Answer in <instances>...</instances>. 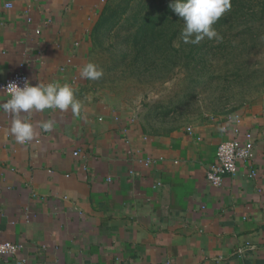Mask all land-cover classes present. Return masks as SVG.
<instances>
[{
  "label": "crops",
  "instance_id": "obj_1",
  "mask_svg": "<svg viewBox=\"0 0 264 264\" xmlns=\"http://www.w3.org/2000/svg\"><path fill=\"white\" fill-rule=\"evenodd\" d=\"M106 2L0 0V82L68 84L81 103L78 115L25 114V145L0 110V243L21 246L0 264H264V93L234 114L148 130L80 75ZM234 116L254 158L215 187L206 172L236 137Z\"/></svg>",
  "mask_w": 264,
  "mask_h": 264
},
{
  "label": "rangeland",
  "instance_id": "obj_2",
  "mask_svg": "<svg viewBox=\"0 0 264 264\" xmlns=\"http://www.w3.org/2000/svg\"><path fill=\"white\" fill-rule=\"evenodd\" d=\"M235 1L224 15H241L237 6L232 7L242 4L241 0ZM244 4L245 15H252L257 0ZM246 19L241 18V24L237 21L234 28H228L229 24L217 29L214 26L221 39L205 38L197 44L198 50L201 43L211 48L205 59L202 58L203 64L196 65L200 62L199 51L196 62L159 76L155 71L140 74L131 67L112 68L114 40L107 41L104 47L92 44L89 63L102 69L103 75L90 82L118 107L136 113L152 132L167 133L216 115L234 114L264 93L261 91L264 88L263 38L259 36L258 40L251 41L240 34L245 32L242 23ZM226 39L229 41L226 49L218 47ZM178 43L182 50L191 45L182 40Z\"/></svg>",
  "mask_w": 264,
  "mask_h": 264
},
{
  "label": "trees",
  "instance_id": "obj_3",
  "mask_svg": "<svg viewBox=\"0 0 264 264\" xmlns=\"http://www.w3.org/2000/svg\"><path fill=\"white\" fill-rule=\"evenodd\" d=\"M117 1L107 0L91 32V42L98 47H104L107 41L114 40L116 51L112 57V68L131 67L140 74H153L155 71L159 76L177 67H188L197 61L195 57L199 51L200 62L196 65L205 62L206 52L211 51L206 44L201 43L199 50L197 45L191 44L187 51L176 46L184 24L169 7L173 0ZM249 1L252 0H241L239 6L233 4L232 7L237 6L241 15H223L213 27L217 29L229 24L228 28H234L237 21L240 23L241 18L247 17L242 23L246 33L240 34L251 41L261 36L264 45V0H257L252 15H245L244 3ZM228 44L226 39L218 47L226 49ZM205 46L206 50L203 49ZM261 91L264 92V88Z\"/></svg>",
  "mask_w": 264,
  "mask_h": 264
},
{
  "label": "clouds",
  "instance_id": "obj_4",
  "mask_svg": "<svg viewBox=\"0 0 264 264\" xmlns=\"http://www.w3.org/2000/svg\"><path fill=\"white\" fill-rule=\"evenodd\" d=\"M169 7L183 21L180 40L185 44L197 45L205 38L209 41L221 39L213 25L230 11L231 0H173ZM176 46L179 47V43ZM80 75L83 79L97 80L103 75V71L95 64L88 63L82 68ZM5 89L10 98L0 104V110L13 117L9 134L20 145L30 143L35 135L32 124L23 119L25 114L43 112L46 109H70L73 114L78 115L81 110V103L68 84L54 82L31 86L25 80L22 88L11 82ZM42 128L44 131H51L53 122H44Z\"/></svg>",
  "mask_w": 264,
  "mask_h": 264
},
{
  "label": "built area",
  "instance_id": "obj_5",
  "mask_svg": "<svg viewBox=\"0 0 264 264\" xmlns=\"http://www.w3.org/2000/svg\"><path fill=\"white\" fill-rule=\"evenodd\" d=\"M6 7H11L10 4ZM27 80L31 86H33L28 77L21 73L16 72L8 77L5 81L0 82V89L5 93L6 99L5 102L10 98L6 86L11 83H17L21 88L24 85V81ZM238 116H234V123L232 131L236 137L225 141L217 147L216 150V160L210 166L209 170L206 172V181L215 187H219L222 183V179L225 175L234 176L237 173L238 163H249L254 158V139L251 133L241 132L236 120ZM188 132H191L190 128H187ZM77 155V152L74 153ZM148 164V162H145ZM252 176L255 174L254 171H251ZM21 250L20 245H16L10 242L0 243V258H5L17 254ZM243 251H239L242 253ZM16 264H22V261H17Z\"/></svg>",
  "mask_w": 264,
  "mask_h": 264
}]
</instances>
